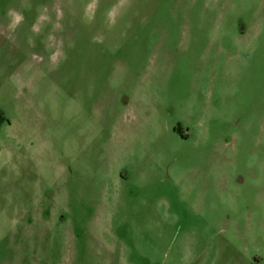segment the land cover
<instances>
[{
	"label": "rangeland",
	"instance_id": "rangeland-1",
	"mask_svg": "<svg viewBox=\"0 0 264 264\" xmlns=\"http://www.w3.org/2000/svg\"><path fill=\"white\" fill-rule=\"evenodd\" d=\"M0 112V264H264V0H0Z\"/></svg>",
	"mask_w": 264,
	"mask_h": 264
},
{
	"label": "clouds",
	"instance_id": "clouds-1",
	"mask_svg": "<svg viewBox=\"0 0 264 264\" xmlns=\"http://www.w3.org/2000/svg\"><path fill=\"white\" fill-rule=\"evenodd\" d=\"M9 15L14 24H18L22 20V16L18 13H10Z\"/></svg>",
	"mask_w": 264,
	"mask_h": 264
},
{
	"label": "flooded vegetation",
	"instance_id": "flooded-vegetation-1",
	"mask_svg": "<svg viewBox=\"0 0 264 264\" xmlns=\"http://www.w3.org/2000/svg\"><path fill=\"white\" fill-rule=\"evenodd\" d=\"M4 122H5V120H4V117L2 116V115H0V127L4 124ZM180 132V131H179ZM181 133V132H180ZM182 137H183V139H188L189 137L188 136H186V135H184V134H182ZM33 223V221L31 220L30 221V225Z\"/></svg>",
	"mask_w": 264,
	"mask_h": 264
},
{
	"label": "trees",
	"instance_id": "trees-1",
	"mask_svg": "<svg viewBox=\"0 0 264 264\" xmlns=\"http://www.w3.org/2000/svg\"><path fill=\"white\" fill-rule=\"evenodd\" d=\"M0 115H2V113L0 112Z\"/></svg>",
	"mask_w": 264,
	"mask_h": 264
}]
</instances>
